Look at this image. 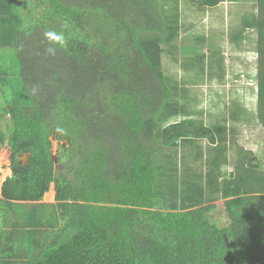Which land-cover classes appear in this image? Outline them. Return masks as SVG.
Wrapping results in <instances>:
<instances>
[{
    "label": "trees",
    "instance_id": "trees-1",
    "mask_svg": "<svg viewBox=\"0 0 264 264\" xmlns=\"http://www.w3.org/2000/svg\"><path fill=\"white\" fill-rule=\"evenodd\" d=\"M186 1L215 9L227 0ZM32 2L0 0V150L9 143L12 170L0 193V264H264V145L232 148L228 159L221 141L236 126L228 133L208 126L204 110L188 115L189 89L180 94L164 64L181 34L177 7ZM257 3L260 14L246 16L233 41L256 32L264 128V0ZM190 61L205 76V54ZM67 138L58 170L52 144ZM200 139L217 147L208 170L185 160L178 183L174 150ZM21 155H31L28 165ZM193 157L199 163L203 148ZM222 157L233 167L223 177ZM52 183L56 203H44Z\"/></svg>",
    "mask_w": 264,
    "mask_h": 264
},
{
    "label": "rangeland",
    "instance_id": "rangeland-1",
    "mask_svg": "<svg viewBox=\"0 0 264 264\" xmlns=\"http://www.w3.org/2000/svg\"><path fill=\"white\" fill-rule=\"evenodd\" d=\"M32 1L33 5L37 4V0ZM161 2L165 6L166 11L177 7V12L179 13L180 17L179 24L181 28V34L177 42V46L167 48V52L164 54V64L167 74L176 79L180 94L181 89L184 87L186 89L188 88L189 92H192L193 97L189 94V99L191 103H194L192 104L193 107L195 106L199 109L204 110L205 112L211 113H215L216 109L221 110L222 112H225L222 115V119H225L226 116H228V113L230 114V111L235 108L234 104L232 103L234 100V97H232V95H237V93L239 92L241 95H243L242 93H250L251 91V89L247 85V80L243 77L245 74H242L241 72H245L249 66H253L255 64L254 66L256 68V72L258 73V63H256L258 60V52L256 48V32L249 31L247 33L246 31V36H244L248 37L246 39L247 42L245 41L239 46L235 41H233L234 35H237L240 28H242L243 19L246 16H251V14H260L257 0H227L225 3L221 4L215 9L197 8L195 6H192L186 0H161ZM25 7L27 8L23 9L22 11L24 16L29 9V6ZM33 13L34 19L31 18L28 25L35 28L34 26H37L38 22V20L36 22V19L39 15V9L37 6ZM184 47L185 49H183ZM252 51H256L257 53L251 56L252 53L250 54V52ZM247 52H249V57L247 55ZM204 54L207 71L205 76H201V70L195 68L192 65L194 62L188 61L189 57L193 58L196 55ZM245 56L246 60L248 59V65L244 69L243 62L245 61ZM175 58H177L178 60L174 61ZM198 59L200 58L198 57ZM229 72L232 73L231 76L228 74ZM210 74L215 75L214 80L210 78ZM221 75L222 78H220ZM226 76L228 77V79ZM245 77L248 78L247 75ZM225 78L227 79V82H225ZM228 81L230 82L229 84H227ZM219 82L220 84H218ZM3 100L4 98L0 99L1 106L3 105ZM180 102L182 108H189L184 104L182 100ZM252 107L253 108L250 109L249 105H247V108L250 111H254L257 113L258 103L256 102ZM205 120L204 122H206V124L209 126L211 122L210 119L205 117ZM8 121L9 116L7 115L3 119L4 123L2 125V130H6L5 122ZM162 128L163 125L160 121L158 122L156 132H159V130H161ZM240 128V131H242L243 133L242 135L247 133L250 134L249 136H247L248 140L247 138H243L242 136H238L237 138L234 137V141L238 139V142H236L235 145L237 147H244L256 153L261 152V145H264V128L260 125V123L246 124L243 127L240 126ZM234 141L232 143L229 142L230 148H235ZM204 142L207 147H209V141L205 140ZM221 142L223 145H225L226 148L228 147L226 145V142ZM61 144H67L69 146V139L67 138L64 141H53L52 155L57 160L56 169L58 170H62L64 166L63 163L59 164L58 159V151ZM8 145L9 143L6 142L1 149L3 150V152H0V193L4 182L8 177L12 175L10 156L8 157L7 152H4V150L6 149H3L4 147L8 148ZM7 151L10 153L9 148ZM177 153H179L180 155L179 150H177ZM204 153L207 154L205 150ZM28 158L29 155H21L19 159L22 164L28 165ZM223 159L224 158L222 157L220 162L221 164L223 162ZM196 165L198 164L196 163ZM230 165L231 164H228L225 167L226 175H228V172L231 168ZM187 167L188 165L184 166L185 169ZM172 169L174 172L176 169L178 173V183H181L183 175V165H179V161L176 156H173L172 158ZM180 176L181 178L179 180ZM51 192L53 193V196L49 195ZM43 202L48 204L56 203V191L55 185L53 183L50 186V191L45 194ZM221 211L222 209H220L218 212ZM8 243L9 242H7V245ZM9 254L10 251L8 252V255Z\"/></svg>",
    "mask_w": 264,
    "mask_h": 264
},
{
    "label": "crops",
    "instance_id": "crops-1",
    "mask_svg": "<svg viewBox=\"0 0 264 264\" xmlns=\"http://www.w3.org/2000/svg\"><path fill=\"white\" fill-rule=\"evenodd\" d=\"M248 53L249 52H247V55H248ZM252 53V54H251ZM250 54H251V56H253L254 54H253V51L252 52H250ZM243 57V56H242ZM242 57H241V60H242ZM248 57H249V55H248ZM248 60V59H247ZM246 60V56H245V61L243 62V64H244V69L247 67V65H248V61ZM254 60H256V59H254ZM256 62V61H255ZM256 63H258V60H257V62ZM240 64H242V63H240ZM255 65V64H254ZM249 66L248 68H247V70L245 71V70H243V71H245V72H241L242 74L244 73L245 75L243 76L247 81V85L249 86V88L251 89V91H250V93H242L243 95H241L240 94V92L239 93H237V95H232V97H234V100H233V104H234V109L233 110H231L230 111V114L228 113V116H226V118L225 119H222V115H223V113H225V112H222L221 110H218V109H216V111H215V113L213 112V113H211V112H204L205 113V115H204V119L203 120H205V117H207V118H209L210 119V124L211 125H216L217 123H220V124H223L224 125V127H227V130H228V133H229V131L231 130L230 129V127L231 126H236V130H237V132H236V134H235V137L237 138L238 136H242L243 138L245 137V138H247V136H249V134L250 133H247V134H244V135H242L243 133H242V131H240L241 130V128H240V126H245L246 124H253V123H255V124H258L259 122H258V120H257V118H256V116H257V113L256 112H254V111H250L248 108H247V105H249V108L250 109H252L253 107L252 106H254L255 105V103L257 102L258 103V101L256 100V94H257V89H258V86H257V75H258V73L256 72V68H255V66ZM243 66V65H242ZM234 70V69H233ZM239 72V71H238ZM230 76L232 75V73L231 72H229L228 73ZM248 76V78H246L245 76ZM228 76V75H227ZM226 76V77H227ZM227 79H228V77H227ZM227 79L225 78V82H227ZM218 80V79H217ZM217 83V82H216ZM230 82L228 81V83L227 84H229ZM218 84H220V82L218 83ZM226 84V85H227ZM225 85V86H226ZM190 94V96H192V92H190L189 93ZM245 95V96H244ZM193 97V96H192ZM202 109H199V108H197V107H192V108H190V113L188 114V115H190L191 116V112H194V117H196V118H201V116L198 114V113H200V112H202L201 111ZM197 112V113H196ZM233 114H235V117L237 118V119H233L232 118V115ZM181 120H183V117L181 116V117H179V118H177V120H175V121H181ZM206 121V120H205ZM207 122V121H206ZM213 123V124H212ZM246 133V132H245ZM229 135V134H228ZM206 139H200V140H196V141H192V140H189V141H192V144H188V145H186V144H184V142L183 141H181L179 144H178V148H176L175 150H174V153H176V157H177V159H178V161H179V165H183V170H182V178H183V176H184V174L186 173V172H188V171H186L185 172V168H184V161L186 160L189 164V166H191L193 163L196 165V163L197 162H195V158L193 157V155H197V154H199V147H202L203 148V150H205L206 152H207V154L206 153H204V157H203V159L202 160H200V164L199 163H197L198 165H196V167H199V166H202L203 168L205 167V169L204 170H207L208 169V164H210V162H209V160H208V153H212V152H214V150H215V147H216V145H212L211 143H209L208 142V144H209V147H207V145L205 144V141ZM247 140H248V138H247ZM207 141V140H206ZM234 141V139L233 138H229L228 137V140H227V142H226V145L228 146L227 147V151H228V153H227V158H229V159H231L232 157H234V151H232V148H234V147H231L230 148V146H229V142H233ZM236 142H238V139L237 140H235L234 141V146H235V148L237 147L235 144H236ZM9 146V145H8ZM195 147V148H194ZM206 147V148H205ZM9 148V151H10V146L8 147ZM8 148L7 147H4L3 149H6V150H4V152H7V154H8V157L10 156V153L7 151L8 150ZM217 148V147H216ZM177 150H179V152H180V155H179V153H177ZM0 152H3V150H1ZM188 156H190L189 158H188ZM232 160V159H231ZM228 164H225L224 163V161L222 162V164L220 163V167H221V172H222V177L224 176V174H225V167L227 166ZM231 166V165H230ZM229 168V167H228ZM232 169H233V167L231 166V168H230V170L229 171H232ZM175 174L177 173V171H176V169H175V172H174ZM229 173V172H228ZM12 176V175H11ZM10 176V177H11ZM176 177H177V179H178V173H177V175H176ZM180 178H181V176L179 177V180H180ZM178 181V180H177ZM180 183V182H179ZM3 186V185H2ZM49 195H52L53 196V193L51 192ZM49 204H51V203H49Z\"/></svg>",
    "mask_w": 264,
    "mask_h": 264
},
{
    "label": "water",
    "instance_id": "water-1",
    "mask_svg": "<svg viewBox=\"0 0 264 264\" xmlns=\"http://www.w3.org/2000/svg\"><path fill=\"white\" fill-rule=\"evenodd\" d=\"M52 157H53V161H54V163L57 164V160H56V158H55L54 156H52ZM28 159H29V162H30V160H31V155H29V158H28ZM28 164H29V163H28Z\"/></svg>",
    "mask_w": 264,
    "mask_h": 264
},
{
    "label": "bare ground",
    "instance_id": "bare-ground-1",
    "mask_svg": "<svg viewBox=\"0 0 264 264\" xmlns=\"http://www.w3.org/2000/svg\"><path fill=\"white\" fill-rule=\"evenodd\" d=\"M255 53H257L256 51H253V54H255ZM257 58H258V56H257Z\"/></svg>",
    "mask_w": 264,
    "mask_h": 264
},
{
    "label": "clouds",
    "instance_id": "clouds-1",
    "mask_svg": "<svg viewBox=\"0 0 264 264\" xmlns=\"http://www.w3.org/2000/svg\"><path fill=\"white\" fill-rule=\"evenodd\" d=\"M58 39H59V37H58ZM258 59V58H257Z\"/></svg>",
    "mask_w": 264,
    "mask_h": 264
}]
</instances>
